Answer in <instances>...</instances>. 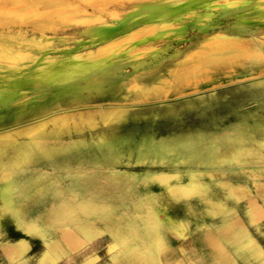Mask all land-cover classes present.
Wrapping results in <instances>:
<instances>
[{
	"label": "rangeland",
	"instance_id": "374dc122",
	"mask_svg": "<svg viewBox=\"0 0 264 264\" xmlns=\"http://www.w3.org/2000/svg\"><path fill=\"white\" fill-rule=\"evenodd\" d=\"M150 1L158 0H0V85L25 74L33 84L0 102V167H16L28 191L11 208L1 187L12 181L0 172V246L20 225L26 235L50 230L53 251L64 252L71 234L81 245L100 238L116 264H158L173 241L184 242L182 257H202L196 242L223 256L226 240L240 241L264 217V0H163L202 17L135 49L134 37L108 52L113 38L93 43L90 27ZM77 54L95 58L91 66L115 60L97 85L37 79Z\"/></svg>",
	"mask_w": 264,
	"mask_h": 264
},
{
	"label": "crops",
	"instance_id": "0c3cea01",
	"mask_svg": "<svg viewBox=\"0 0 264 264\" xmlns=\"http://www.w3.org/2000/svg\"><path fill=\"white\" fill-rule=\"evenodd\" d=\"M246 214L254 213L251 211ZM12 226L15 236L10 238V243L0 246V264H24L25 261L27 264H116L115 261L109 260L110 250L100 238L80 244L76 249L72 248L74 245H71L65 236L61 238L64 252H58L51 249L56 237L50 230L26 235L25 231L18 227L20 225ZM247 227L249 231H243L240 241L226 240L223 256L217 255L209 245L196 242L197 253L202 254V257H196L193 250H189L186 256L182 257L180 249L184 247V242L173 241L172 244L176 245H172L175 250L172 257L162 255L158 264H264V217L249 223ZM256 227L259 228L258 232H255ZM165 244V248H168V241ZM51 257L55 260L51 261Z\"/></svg>",
	"mask_w": 264,
	"mask_h": 264
},
{
	"label": "bare ground",
	"instance_id": "6f19581e",
	"mask_svg": "<svg viewBox=\"0 0 264 264\" xmlns=\"http://www.w3.org/2000/svg\"><path fill=\"white\" fill-rule=\"evenodd\" d=\"M76 12V11H75ZM235 12V11H234ZM233 12V13H234ZM73 13V12H72ZM227 13V12H226ZM61 14V12H60ZM69 14V13H68ZM114 14V13H113ZM228 14V13H227ZM194 16L196 18H201L202 16L198 13H196V11L194 10H186L184 11L180 16L176 17V18H173V19H160V20H156V21H153V22H149V23H145V24H142L130 31H128L127 33L121 35V36H118V37H115L113 38L111 41L107 42L105 45V49L106 51L108 52L109 50L111 51V49L114 47V45L117 43V42H120L119 40H124L127 42H130L131 39L133 38L132 42L129 43V47H133L134 49L136 47H139L140 45H145L146 43H148L149 41H152V39H154V37H152V35H160V37H166L168 35H173V34H176V33H179V31H181L182 29L180 27L176 28V29H172L174 26L176 25H184V21L185 18H190L191 16ZM223 15V14H222ZM99 18L101 17H96L95 20H98ZM103 19V18H102ZM87 20V19H86ZM94 20V19H93ZM84 21V20H83ZM89 24V23H88ZM98 25V24H97ZM103 25V24H102ZM186 26L184 25V28L185 29ZM170 31V32H169ZM129 34V35H128ZM216 38H218L217 35H214ZM159 37V36H158ZM159 37V38H160ZM169 37V36H168ZM171 37V36H170ZM131 38L130 40H126V39H129ZM214 38V37H213ZM211 38V40L209 41L210 44H213L215 41H213ZM45 39H47L48 41L49 40H56L57 37H51V38H48V37H45ZM215 39V38H214ZM255 39V38H254ZM218 40V39H217ZM216 40V41H217ZM256 40V39H255ZM124 41V42H125ZM221 41V43L219 42ZM122 42V41H121ZM120 42V43H121ZM228 41L226 40H218V43L222 44L224 43V45H226L225 43H227ZM208 43V42H206ZM217 43V42H216ZM119 44V43H117ZM215 44V43H214ZM213 44V46H214ZM102 45V46H104ZM102 46L98 47L97 49H100ZM125 47H127V44H124ZM206 45H204V48H205ZM209 45H207L208 47ZM211 46V45H210ZM217 46V44H216ZM124 47V48H125ZM219 47V45H218ZM224 47V46H223ZM122 49H124L123 47H121ZM200 48V47H199ZM209 48V47H208ZM207 48V49H208ZM222 48V47H221ZM114 49V48H113ZM112 49V50H113ZM120 49V50H122ZM210 49H213L212 51H214L215 48H209L208 50ZM220 49V48H219ZM218 49V50H219ZM224 50V48H222ZM93 51L96 52V49H92ZM102 50V49H101ZM101 50L99 51L98 54H100ZM127 50V49H126ZM148 49L147 47L145 48H142L140 49L139 51L137 52H133L132 50V54L134 57L146 52ZM199 50V49H198ZM203 50V48H202ZM205 50V49H204ZM208 50H206L205 52L207 53ZM221 50V49H220ZM211 51V50H210ZM113 52V51H112ZM117 52V51H116ZM120 52V51H119ZM118 52V53H119ZM202 52L204 51H201L200 50V53L201 54ZM111 53V52H110ZM192 53V52H191ZM212 53V52H211ZM261 53V52H260ZM109 54V53H108ZM112 54V53H111ZM127 54V53H126ZM130 54V53H129ZM127 54V55H129ZM197 54V52H196ZM194 54V55H196ZM205 54V53H204ZM121 55V54H120ZM125 55V56H127ZM190 55V53H189ZM193 55V54H192ZM77 56H80L79 54L73 56V57H70L68 58L67 60H57V62H53V63H50L49 65H47L46 67H43L41 69H39V73H41V75H43V80L42 81V85H45V86H48V85H52L53 87H63V88H66V87H80V82L81 81H90L92 82L91 84L92 85H97L94 81V80H89V76L93 75L94 73L100 71L102 68H105L106 66H108L109 64H111L115 59H112L110 61H107L105 63H100V64H97L95 66H91L94 61H95V58H89V60H84L82 57L83 56H80V57H77ZM122 56V55H121ZM200 56V55H199ZM118 57V56H117ZM192 57V56H191ZM115 58V57H113ZM189 58V57H188ZM221 58V57H220ZM185 59V58H184ZM206 60V59H205ZM105 61V60H104ZM103 61V62H104ZM207 62V61H206ZM78 63L82 64L83 66H77ZM194 63H199V62H194ZM194 63H192L194 65ZM201 63H204V62H201ZM208 63V62H207ZM200 64V63H199ZM199 64H197L199 66ZM39 65V64H38ZM62 65H64L63 67H61ZM189 65V64H188ZM187 66V65H186ZM196 66V67H198ZM191 67V66H190ZM185 73V72H183ZM182 73V75H184ZM187 73V71H186ZM18 74V73H17ZM10 75V74H9ZM68 78H71L69 79L68 81L66 82H63L65 79H68ZM58 81H60L61 83H58ZM5 84L3 85H0V102H3V101H9L10 103L12 102L11 100L15 98V96L17 94H21L23 92H29V90L27 89H15V90H12L10 91L8 86L11 84L10 80H5L4 81ZM63 82V83H62ZM89 83V82H88ZM87 83V84H88ZM140 86V85H139ZM138 85H130L127 84V86L125 87L127 89L128 92H131V91H135L137 89H140L141 86L139 87ZM4 88V89H2ZM82 88V87H81ZM126 92V90H125ZM127 93V92H126ZM123 94V93H122ZM132 95V94H131ZM123 98V97H122ZM126 98V97H125ZM121 99V98H119ZM135 102V101H134ZM138 102V101H137ZM126 104V103H125ZM123 105V104H122ZM89 106V105H87ZM86 106V107H87ZM112 111V110H111ZM115 111V110H114ZM25 136V135H24ZM45 141H48V140H45ZM45 151V150H43ZM20 154L18 153V155H14L11 159V162L13 163H16L18 161V158H19ZM3 164V163H2ZM15 168L16 167H13V168H7V167H0V172H1V177L3 178L4 181H6L8 183V181H12L11 185L7 186V185H4L1 187V196H2V199L11 207V208H19V204H18V201H19V196L21 195H26V192L28 191H23L21 188H20V185L19 183L16 182V177L14 176V173H15ZM33 178L35 177H32L30 178L31 180H33ZM5 183V182H4ZM33 184H34V181H33ZM31 187V185L29 186ZM28 186L26 187V189H30ZM18 190V193H16V191ZM161 209V208H160ZM159 209V210H160ZM165 211V209H164ZM158 212V211H157ZM176 221V220H175ZM98 233V232H97ZM68 234V233H67ZM99 234V233H98ZM68 239V241H70L71 245H74L72 248H76L80 245V243L78 242L77 238L74 239V237L69 234L66 236ZM82 241V240H81ZM84 241V240H83ZM69 243V242H68ZM70 245V244H69ZM76 251V250H75Z\"/></svg>",
	"mask_w": 264,
	"mask_h": 264
},
{
	"label": "water",
	"instance_id": "95a60500",
	"mask_svg": "<svg viewBox=\"0 0 264 264\" xmlns=\"http://www.w3.org/2000/svg\"><path fill=\"white\" fill-rule=\"evenodd\" d=\"M190 3V2H189ZM186 5L188 3H184L182 5H170L169 2L158 0V1H150L143 3L138 6L137 9L131 11L126 15V17L117 20L113 24H103L98 25L94 27H90L87 30L88 35L96 38V40L93 43H100L101 41H106L111 38H115L118 36H121L128 31L144 24L153 22L156 20H162V19H173L178 16H180L184 11H186ZM89 41H86L85 43H88ZM91 42V41H90ZM34 67L30 68L33 69ZM105 69H108V67L102 68L100 71L94 73L93 75L89 76V80L96 81L95 83L98 84V81H101L100 78H98L99 72L104 71ZM40 70L35 71L38 73L39 77L38 80H41L40 77L43 76L41 73H39ZM34 72V71H32ZM103 74V73H102ZM27 74L23 76H19L13 83H11L8 88L10 91L15 89H26L33 85L31 82H28V78L26 77ZM103 81L105 80H113V79H120L121 77H113L109 74H105L100 76ZM98 78V79H97ZM34 81V80H33ZM43 81V80H42ZM92 83L90 81H86L87 83ZM41 83V82H40ZM100 86V85H99Z\"/></svg>",
	"mask_w": 264,
	"mask_h": 264
}]
</instances>
